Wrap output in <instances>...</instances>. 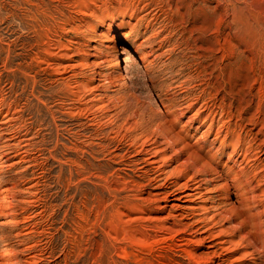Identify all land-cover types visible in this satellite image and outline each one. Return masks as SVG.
<instances>
[{"label":"rangeland","instance_id":"1","mask_svg":"<svg viewBox=\"0 0 264 264\" xmlns=\"http://www.w3.org/2000/svg\"><path fill=\"white\" fill-rule=\"evenodd\" d=\"M0 264H264V0H0Z\"/></svg>","mask_w":264,"mask_h":264},{"label":"bare ground","instance_id":"2","mask_svg":"<svg viewBox=\"0 0 264 264\" xmlns=\"http://www.w3.org/2000/svg\"><path fill=\"white\" fill-rule=\"evenodd\" d=\"M120 8L122 9H126V7L129 6L132 7V12L135 13L137 11V5H131L130 3L126 4L125 1H121L120 3ZM124 6H126L124 8ZM133 51L135 53H137L138 51H140V46L139 47H136L135 49H133ZM144 58H146V55H144ZM127 68V67H126ZM126 68L124 69V72L127 73V70ZM105 75V74H104ZM119 75V74H118ZM123 76L122 72H120V75L117 77L118 79H121ZM116 79V78H115ZM92 90V89H91ZM149 103V102H148ZM147 103V104H148ZM151 104V103H149ZM168 113V112H167ZM164 120L166 119V116L164 115L163 116ZM152 121L154 120V117L151 119ZM141 121V120H140ZM139 120H137V122L139 123L140 122ZM163 134V133H162ZM163 143V142H162ZM212 173H211V177L208 178L206 181H209V180H214L215 177L214 175L217 174L219 177H221V179H223V184L222 185H218L216 188L214 189H211V192L213 191H217L224 188V193H225V197H229L231 196L232 194H234L237 198H238V193L242 194L241 190H242V187H241V183H238L236 182L235 178L230 182L228 183L227 181V173H229L230 170L227 169V171L224 172V169L219 168H212L211 167V170H210ZM221 171H223L224 173L222 174ZM177 172V171H176ZM175 173V172H174ZM174 173L173 171L170 173V177H165L161 183V186L165 187V188H171L172 190L169 192L168 195H178L180 192L183 193V195L181 196L182 197H185V198H188L187 200L189 201H193L194 203L196 202L197 199L199 198H202L203 197V193L200 192V188L202 186L203 183H206V181H203L202 179H199L198 176L203 174L204 172H202L201 170H198L196 173H194L188 181L184 182V183H178V182H170V179L174 176ZM213 174V175H212ZM238 177V176H237ZM238 179V178H237ZM227 181V182H226ZM225 182V183H224ZM170 184V185H169ZM175 186V187H174ZM174 187V188H172ZM167 191V190H166ZM165 191V192H166ZM209 192V191H208ZM164 193V192H163ZM206 195V194H205ZM224 197V198H225ZM206 201H208V204L205 205V206H199V207H187V209H192L194 211H204V213H206L207 211H209L210 209H213V213L211 216L209 217H205V218H199L197 219V222L196 224H200V223H203V222H206L207 220H213L214 218L218 217L222 210L218 208V206L215 205V199H214V196H209L206 198ZM234 204V203H233ZM233 206V205H232ZM232 208V207H231ZM233 209V208H232ZM195 213L194 212V215L195 214H199V213ZM233 213V211H232ZM222 218L225 219L226 218V215H222ZM205 225V224H204ZM203 226V225H202ZM188 227V226H187ZM195 259V258H194Z\"/></svg>","mask_w":264,"mask_h":264}]
</instances>
